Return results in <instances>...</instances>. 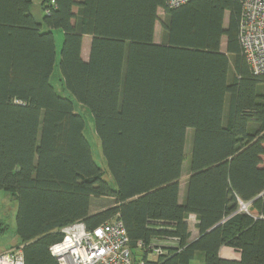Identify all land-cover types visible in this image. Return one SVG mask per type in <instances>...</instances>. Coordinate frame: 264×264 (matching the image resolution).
I'll return each instance as SVG.
<instances>
[{
	"label": "trees",
	"instance_id": "trees-1",
	"mask_svg": "<svg viewBox=\"0 0 264 264\" xmlns=\"http://www.w3.org/2000/svg\"><path fill=\"white\" fill-rule=\"evenodd\" d=\"M38 1L40 22L33 0H0V191L17 201L24 264H59L49 247L61 227L114 218L143 264H264V74H253L241 52L239 0L174 8L166 0ZM55 66L93 116L111 181L93 160L73 100L50 82ZM104 197L112 203L91 213V201ZM239 201H251L248 212L236 211ZM189 214L199 231L190 242ZM161 237L175 247L148 259L139 242ZM225 244L238 259L219 256Z\"/></svg>",
	"mask_w": 264,
	"mask_h": 264
},
{
	"label": "built area",
	"instance_id": "built-area-1",
	"mask_svg": "<svg viewBox=\"0 0 264 264\" xmlns=\"http://www.w3.org/2000/svg\"><path fill=\"white\" fill-rule=\"evenodd\" d=\"M187 0H166L174 8ZM241 13L238 23V40L241 52L255 75L264 74V0H239ZM46 13L49 10H45ZM251 201H239L237 212H248ZM62 237L49 247L59 264H132V252L126 229L119 219L106 221L87 228L75 221L60 228ZM169 240V241H168ZM175 238H151L138 247L147 255H168L175 247ZM0 264H24L22 245L0 252ZM138 264H143L139 261Z\"/></svg>",
	"mask_w": 264,
	"mask_h": 264
},
{
	"label": "rangeland",
	"instance_id": "rangeland-1",
	"mask_svg": "<svg viewBox=\"0 0 264 264\" xmlns=\"http://www.w3.org/2000/svg\"><path fill=\"white\" fill-rule=\"evenodd\" d=\"M31 9L36 17H40V15L42 17L43 12L40 8V4L38 0H33ZM157 16H158V20L155 24V32H154L156 36L155 41L161 42L162 41L161 23L162 21L165 20L166 16L162 9L157 10ZM227 20H228V12H225L224 20H223L224 27H226L227 25ZM54 35H55V47H56V62L58 63L60 57L59 52L63 42V32L61 31V29H56V31H54ZM220 49L221 51H225L224 36L221 38ZM50 82L53 85L55 91L59 95L68 97L71 100H73L75 110L79 112V114L84 119V123H85L84 135L91 146V153L93 160L103 171H105L103 178L108 181H111L110 176L106 172L107 171L106 161L102 155L101 144L95 132L94 119L90 110L87 107L77 103L74 100V98L71 96V94L66 90L57 66H55L51 74ZM191 134H192L191 129H187L185 134V143H184L185 158L182 166V180L185 177V172L188 166V157H189L190 145H191ZM111 203H112V199L104 197L93 200L92 205L94 207L98 206L95 208H99V206L106 207ZM16 212H17L16 199L12 197L10 194L6 193L5 191H0V252L9 249L13 246H17L19 238L16 234V223H15ZM147 258L155 260L157 257L147 255ZM141 259L142 258L139 255H132V264H138Z\"/></svg>",
	"mask_w": 264,
	"mask_h": 264
},
{
	"label": "crops",
	"instance_id": "crops-1",
	"mask_svg": "<svg viewBox=\"0 0 264 264\" xmlns=\"http://www.w3.org/2000/svg\"><path fill=\"white\" fill-rule=\"evenodd\" d=\"M31 12L33 13V15H34V17H35V19L37 21L40 22L42 20L41 15H40V17H36L35 14H34V12L32 11V9H31ZM155 37L156 36L154 34V41H155ZM90 44H91V37L88 36V35H84L82 37V46H81V57L84 60H87L88 57H89ZM187 178H188V171L186 169L184 179L182 180V172H181V175H180V178H179V202H182V200L184 198L185 186H186V180H187ZM95 207H98V206H95ZM95 207L92 206V201H91V205H90V212L91 213L100 211V210H102V209L105 208L104 206H99V208H95ZM186 222L188 224V230H189V233H190L189 240H188L190 242V241L195 240L199 236V231L197 229L198 220H197V218H196V216L194 214H189L186 217ZM218 254H219L220 257L227 258V259H238L239 258V252L237 250H235L234 248L226 245V244L225 245H222L219 248Z\"/></svg>",
	"mask_w": 264,
	"mask_h": 264
}]
</instances>
